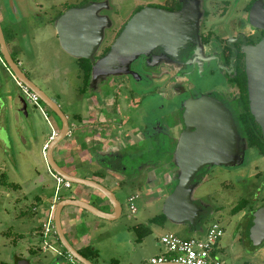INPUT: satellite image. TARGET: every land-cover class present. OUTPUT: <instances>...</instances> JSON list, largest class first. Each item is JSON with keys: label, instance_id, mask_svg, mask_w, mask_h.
I'll list each match as a JSON object with an SVG mask.
<instances>
[{"label": "rangeland", "instance_id": "374dc122", "mask_svg": "<svg viewBox=\"0 0 264 264\" xmlns=\"http://www.w3.org/2000/svg\"><path fill=\"white\" fill-rule=\"evenodd\" d=\"M175 1L177 0H104L98 2L103 4L102 10L99 12L100 17L105 18L111 26L104 29L102 47L112 44L113 40L111 38L114 33L130 19L137 9L164 7ZM199 1L201 5L205 4L211 12L223 9L229 4L227 7L228 14L225 18L227 22L229 18L234 17V12L248 0ZM79 2L80 0H0L1 17L2 15L5 17V14L11 10L15 14L16 8L19 11L22 9L27 22L30 23L29 27L32 32L29 36L30 40L33 37L40 38V44L37 45V48L33 46V50L26 55L27 59L22 69L27 73L32 83L58 103L70 124L74 121L72 115L82 109L84 98L88 96L94 98L95 102V99L99 96L102 97L111 91L116 92L119 90V94L124 95L126 100L129 99V95L123 87L109 88L108 81L110 77L106 78L99 86L94 84L93 87H90L89 85L85 94H80L82 97L77 101L76 95L79 94L78 92L85 90L84 83L78 78L79 65L77 59L64 53L56 37H51V26L43 27L44 25L40 23L43 20L45 22L48 17H57L63 12V9ZM55 4L56 6L51 8ZM35 13L43 16L44 19H36ZM216 24L222 29L227 23L217 22ZM3 26L5 28V23H3ZM5 33L8 37L6 29ZM4 77L2 81L5 86L4 90L7 92L6 96L23 95L18 85L14 83L9 75ZM134 83V81H131V85ZM136 96L138 98H135V100L141 101L139 95L136 94ZM146 100L141 106L145 112L147 110H150L148 113L160 112L161 106H164L165 111L168 112L169 104L159 102L157 98L148 99L147 102ZM132 104L133 99L130 100L129 104L131 108H133ZM11 105V101L0 104V140L3 142V146L0 147V181L2 182H0V264L12 263L15 254L27 257L29 248H41L39 238L30 234L37 226L43 224V222L39 223L41 219L38 216H33V205L37 204L35 198L40 196L41 201L36 209H38L42 218L44 210L51 205V198L54 197L56 192V183L48 174V165L39 147L41 138L46 133L51 134L49 124L35 106L29 107L27 111L29 113L28 118L24 113H20V118H18ZM45 111L48 112L56 129L60 130L62 125L60 119L47 108H45ZM144 111L140 110L139 113L144 114ZM137 114L128 115V120L134 122H129L131 123L130 130H133L139 124L135 119L138 118ZM170 115L172 121H178L180 118L179 114L174 112ZM126 125L129 126V124ZM115 128H118L116 124L112 128L114 129L113 133L105 136H117L121 130ZM59 165L63 166L61 163ZM35 168H38V170ZM128 169H130V166H128ZM154 174L151 179L153 182L152 192L146 186L137 188L132 187L133 184L127 183L124 188L115 190V194L123 207V214L118 223L121 227L119 230L125 236L124 248L116 253L109 249L103 251L100 259L95 261V264L96 262L97 264H150L153 257L164 251L163 248L157 246L161 235L172 233L181 239L197 238L202 234L201 230H204L205 233L206 229L213 223H219L224 230V236L219 242L221 250L218 252V257L220 259L227 264H264V243L262 246L255 248L249 234L250 221L254 213L264 206V157L260 156L255 150L248 151L246 163L243 166H216L204 170L199 175L194 184L192 199L194 203L199 202L204 208L208 209V214L201 224V230L195 231L187 224L177 225L167 222L163 228L151 226L153 234L139 242L134 227L149 225L150 219L163 213V199L168 194V190L166 192L160 191L157 195H152V193L163 185H160L163 176H173L171 171L165 172L162 176L158 175L157 172H154ZM39 175L44 177L45 184L43 187L34 190L33 182L38 179ZM13 183L20 184L23 189L11 188L10 184ZM79 188L80 186L73 185L71 190L62 189L57 196L69 197ZM133 195L138 196L135 202L137 208L135 215L131 214L128 203L129 197ZM18 199L20 201H17ZM243 200L248 202V207L241 212L234 213L235 207ZM22 212H24V216L21 215ZM247 213L250 215L246 216ZM44 222H46V219ZM20 234L25 237H20ZM49 237L47 238L49 244L62 252L65 251L56 236L51 234ZM41 253L37 252L36 257L38 259L34 261L39 260L43 264H49L58 260L51 253ZM61 261L63 260L61 259ZM67 263L64 262V264Z\"/></svg>", "mask_w": 264, "mask_h": 264}, {"label": "flooded vegetation", "instance_id": "af4514ba", "mask_svg": "<svg viewBox=\"0 0 264 264\" xmlns=\"http://www.w3.org/2000/svg\"><path fill=\"white\" fill-rule=\"evenodd\" d=\"M102 1L80 0L78 4H72L68 6L67 9H63V12L60 13L57 17H48L45 22L43 20V22L40 24L44 25L43 27L51 26L55 29V23L69 10L87 8L96 2L98 3ZM228 5L216 12H211L205 6V4L201 5L200 1L198 2V0H177L164 7H148L165 10L170 13H180L185 10L187 16L185 17L183 25L186 27V30H182L181 35H184L183 41L187 42L184 43L182 41L183 43H180V45H178L177 47L159 46L149 56H140L137 60H135L129 67L130 73L128 76L117 79L110 78V80L108 81L109 88L111 87L114 89L117 86L119 88L123 87L129 95V99L126 100L124 95L119 94V90H117L118 92L111 91L109 94H106L102 97L99 96L97 99H95L98 103V106L104 109V111H102V108L99 109L96 119L97 126H95L97 127V134L101 135L102 138L106 137L105 135L112 132V128L115 127L117 118V122H121L120 119L125 117V184H133L132 187L137 188L146 186V188H148V190L152 192V189L150 188H153V182L151 179L155 175L154 172H157V174H160L161 176L165 172H173V176H169L170 179L167 175V178H165L166 176H163L161 178L162 183L160 184H163V187L160 186L161 188H158L156 191L154 190L155 192L152 193V195H157L158 193H160V191L166 192L168 190V194L166 195V197L163 196L165 197L163 199V203L165 202L166 198L173 193L176 187V183H172L175 179L174 172L177 168L173 162L174 154L177 150L179 139L186 129L184 114L187 111L190 103L194 101L203 98L214 99L229 111L234 120L239 135L241 136L242 140L245 141H242L240 143V148L242 149L243 146L246 145L244 162L240 166H243L246 163V156L248 151L255 150L260 156H262L257 148H250L248 146L246 139L241 134L239 124H241L242 120H245L249 110L254 123L260 127L262 136L264 138L263 130L252 110V102L246 71V51L251 47H257L259 44L264 42V0H248L241 8L234 12V17L229 18L226 22L225 18L228 14ZM54 6H56V4L51 8H53ZM143 9L145 8L137 9L130 17V19L119 29H117V32H115L114 36L111 38L113 40L112 44L119 37L128 22L133 18V16ZM15 11V14L14 12L12 13V10L9 11L7 14H5V17H3V15L1 17L0 14V23L5 36L8 50L13 61L19 66L25 76H27V73L22 69L25 66V60L27 59L26 55L29 54V51L33 50V46L37 48V45H39L40 43L34 42L35 40L39 41L35 37L30 40L29 36L32 33L29 27L30 23L27 22L25 16L23 17V15L19 13V10H17V8ZM35 14L36 15L34 16L36 17V19H44L43 16L38 15L37 13ZM217 22L227 24L224 26V28L220 29L218 24H216ZM3 23H5L6 25L5 28L3 26ZM5 29L8 31V37L6 36ZM55 37L59 44L60 39L57 32ZM112 44L110 46L107 45L104 48L101 47L99 53L95 56V59L98 61L105 57L110 52ZM1 52L2 51L0 48V104H3L5 101H11V97L6 96L7 92H5L4 90L5 86L3 82H1V80L5 78L4 76L9 75L13 79L14 83L18 85V87L21 82L17 81L16 78H14V75L11 72L10 68L7 66V63L4 60ZM64 53L66 52L64 51ZM78 60L86 59H77V62ZM27 78L29 79L28 76ZM78 78L83 82L80 69ZM244 79L246 80L247 89H244ZM131 81H134L135 83L131 85ZM155 85L156 87H154ZM78 93L79 97H82L80 96V94H85V92L82 93V90H80ZM136 94L139 95L141 101L135 100V98H138ZM20 95L21 94H19L18 96ZM259 96L263 98V95ZM154 98H157L159 102L169 104L168 112L165 111L164 106L160 107V112L156 111L154 113H148L150 112V110H147L145 112L143 107H141L142 103L146 99L148 100ZM51 99L55 101L53 98ZM131 99H133V108L129 106ZM27 100V107H24L23 103L18 102L20 109L18 111V114L24 113L26 117H29V113L27 111L29 107L35 106V104L28 98ZM110 101H112V103L109 104ZM40 105L42 106V111L36 106L35 107L41 111L43 117L51 128L50 141L47 143L50 144V142L60 133L62 125L60 130H55L50 121L48 112L45 111V108L47 107L41 102V100ZM140 110H143L144 114L139 113ZM172 112L179 114L180 118L178 121L171 120L170 114ZM100 114L103 116L107 114V116L110 118L107 121H102L100 120ZM129 114H131V116L132 114L138 115V118H135V116L134 118L138 121L139 124L137 127H134L133 130H130L131 123L129 122L131 120H128ZM126 124H129V126H127ZM69 125L71 131L69 132L68 136H70L74 128L70 123ZM130 151L133 152L130 153ZM98 152L100 154H103L105 151L100 150ZM146 156L152 157V159H156V161L154 162L155 165L144 161L143 159ZM128 166H132L133 169H128ZM235 166L236 165H231L226 167ZM213 167L216 166H206L201 169V171H199V173L196 175L193 184H195L199 175L204 170L212 169ZM156 179L157 178L155 177V180ZM53 180L56 183L54 178ZM72 186L73 184L71 183L70 188L61 187L58 192H60L62 189L71 190ZM10 187L15 189L17 187L21 188L22 186L13 183L10 184ZM172 188H174L173 191L171 190ZM21 189H23V187ZM56 192L54 194V197L51 198L52 205L44 210V216L42 218L39 215L38 209H36V206L41 201L40 196H37L40 201L37 204L33 205V216H38L41 219L39 223L43 222L42 226H38V237L41 248H29L27 251V257H24L20 254H15L13 262L10 264H18L23 259H27L30 264H43L39 260L37 262L34 261L38 259V257H36L37 252L50 253L49 248H56L48 243L47 238L50 237H47L44 230V225L48 221L52 207H54L53 235L56 236L54 216L57 205L62 201V199L56 195ZM17 201H20V199H18ZM195 204H197L201 210L200 219L198 220L197 225L191 228L195 231H199L201 230L200 228L201 224L203 223V219L208 214V209L204 208L199 202ZM97 208L102 211H106V208L102 207L101 205H98ZM21 215L24 216V212H22ZM249 215V213L246 214V216ZM45 219L46 222H44ZM249 228V234L251 235V221ZM80 252L81 251H79V253ZM53 256L58 260L52 261L49 264H64V262H68L67 264H77V262H75L73 258L67 255L66 251L62 252L57 249V256ZM61 259L63 261H61Z\"/></svg>", "mask_w": 264, "mask_h": 264}, {"label": "water", "instance_id": "95a60500", "mask_svg": "<svg viewBox=\"0 0 264 264\" xmlns=\"http://www.w3.org/2000/svg\"><path fill=\"white\" fill-rule=\"evenodd\" d=\"M102 8V3H94L87 8L71 9L55 23L62 49L76 59H86L92 63L90 87L94 84L99 86L106 78L128 76L129 67L135 60L140 56H149L159 46L177 47L184 42V35L181 33L182 30H186L183 25L187 16L185 10L180 13H170L156 8H145L128 22L112 44L110 52L97 61L95 56L102 47L104 29L111 27L108 21L99 15ZM0 48L14 78L38 95L41 102L61 120L60 133L50 142L47 152L45 154L43 152L49 175L51 177L57 175L73 185L97 191L104 202L101 206L109 208L108 211H102L91 204L74 199L62 200L56 207L55 231L60 245L78 264H95L82 256L67 240L61 221L62 211L74 207L112 223L122 217V205L116 195L101 183L70 175L58 165L54 152L68 137L71 131L69 122L58 104L35 86L13 61L1 23ZM246 56L252 110L264 135V42L257 47L249 48ZM259 95H263V98ZM17 101L23 103L24 107L28 106V100L24 95L11 97L12 104L15 105ZM184 118L186 129L179 139L173 161L177 168L172 183L177 185L164 202L163 215L169 223L195 227L201 212L192 199L193 181L196 175L206 166L242 165L246 145L240 148V143L245 141L239 135L231 114L214 99L203 98L190 103ZM201 233L202 238L204 230H201ZM251 238L255 248L264 243V207L257 210L251 219ZM49 252L57 256V250L53 247L49 248ZM18 264L30 263L27 259H23Z\"/></svg>", "mask_w": 264, "mask_h": 264}, {"label": "crops", "instance_id": "0c3cea01", "mask_svg": "<svg viewBox=\"0 0 264 264\" xmlns=\"http://www.w3.org/2000/svg\"><path fill=\"white\" fill-rule=\"evenodd\" d=\"M19 13L24 17L25 14L22 9H20ZM51 29V37H55L56 31L53 27H51ZM38 40L40 41V38H38ZM39 41L35 40L34 42L39 43ZM76 99L79 101L81 98L76 95ZM110 103H112V101H110L109 104ZM11 106L17 117L20 118L18 114L20 110L18 101L15 105L12 104ZM101 108L102 107H99L96 101L94 102V98L91 96L84 99L82 109L72 115L74 118L71 124L74 127L73 132L55 149L54 158L58 165L59 163L63 164V166H59L68 174L97 181L115 194V190H120L125 187V117L120 119L121 122H117L118 118L116 119V125L119 129H115L121 130V132L117 136H106L103 139L101 135L97 134V127H95L97 126V115ZM102 111H104L103 108ZM106 116L107 114L105 116L101 115L100 120L107 121L110 117ZM51 123L53 128L57 130L53 121H51ZM113 131L114 129L110 133H113ZM50 137L51 134L46 133L40 140L39 147L42 156L43 147L50 141ZM2 146L3 142L0 140V147ZM100 150L105 152L100 154L98 152ZM35 169L38 170V168ZM44 184V177L39 175L38 179L33 182L34 190L39 189V187ZM21 188L17 187L15 189L18 190ZM60 198L62 200H81L95 207L104 203L97 191L83 186H80L71 196ZM36 201L38 203L40 199L37 197ZM104 208H106V211L109 210L107 206ZM118 221L112 223L103 222V220L77 208H67L63 211L62 215V226L67 240L78 251H83L88 247L96 251L97 257H89L94 263L100 259V255L103 251L109 249L116 253L124 248L125 236L123 232L119 230L121 227ZM38 229L37 226L34 231L30 233L31 236L38 237ZM163 235H161V237ZM20 236L24 235L20 234ZM157 246L163 248L164 251L152 259L165 254V249L161 245L160 239L158 240ZM220 250L218 243L217 256Z\"/></svg>", "mask_w": 264, "mask_h": 264}, {"label": "built area", "instance_id": "2783aa9c", "mask_svg": "<svg viewBox=\"0 0 264 264\" xmlns=\"http://www.w3.org/2000/svg\"><path fill=\"white\" fill-rule=\"evenodd\" d=\"M19 88L24 96L32 101L37 108L42 111L40 100L38 96L30 91L29 88L23 84H19ZM52 139V138H51ZM48 145L46 144L43 148L44 154L47 152ZM57 192L61 187L70 188L71 183L64 180L63 178L53 175ZM137 195L131 196L128 199L129 209L132 215L137 213L135 205ZM53 213L54 207H52L48 221L44 225V230L49 237L54 232L53 227ZM224 236V230L219 223H213L210 225L204 233V237L181 239L172 233H166L160 238V243L165 249V254L152 259L150 264H227L225 261L220 259L217 252V245Z\"/></svg>", "mask_w": 264, "mask_h": 264}, {"label": "trees", "instance_id": "16d2710c", "mask_svg": "<svg viewBox=\"0 0 264 264\" xmlns=\"http://www.w3.org/2000/svg\"><path fill=\"white\" fill-rule=\"evenodd\" d=\"M102 1V0H98ZM79 69L81 71V78L84 83V89L82 93H84L89 85L91 79V72H92V64L88 60H78ZM245 88L247 89L246 80L244 79ZM239 129L241 131L242 136L246 139L248 146L250 148L254 147L260 151V154L264 156V138L262 136V132L260 127L254 123L253 118L248 110L247 116L245 120L239 124ZM154 156V155H152ZM144 161L147 163H151L155 165L154 162L156 159H152V157L146 156ZM143 161V162H144ZM149 161V162H148ZM130 169H133L131 166ZM132 171V170H131ZM1 182V181H0ZM2 183V182H1ZM177 184V183H176ZM175 184V186H176ZM174 189V188H173ZM172 189V191H173ZM248 207V202L243 200L240 204L233 210L234 213H238ZM167 223V219L163 214L157 215L154 218L149 220V225H138L134 227V232L138 238V241L141 242L146 237L152 234L151 226L161 227L163 228ZM80 254L88 259V257H97V252L91 249L90 247L86 248L85 250L81 251Z\"/></svg>", "mask_w": 264, "mask_h": 264}]
</instances>
